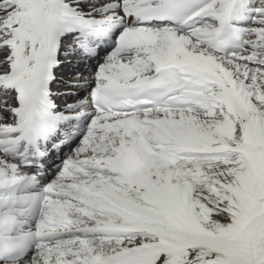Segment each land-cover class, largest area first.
Returning <instances> with one entry per match:
<instances>
[{
	"label": "snow or ice",
	"instance_id": "snow-or-ice-1",
	"mask_svg": "<svg viewBox=\"0 0 264 264\" xmlns=\"http://www.w3.org/2000/svg\"><path fill=\"white\" fill-rule=\"evenodd\" d=\"M0 264H264V0H0Z\"/></svg>",
	"mask_w": 264,
	"mask_h": 264
},
{
	"label": "bare ground",
	"instance_id": "bare-ground-1",
	"mask_svg": "<svg viewBox=\"0 0 264 264\" xmlns=\"http://www.w3.org/2000/svg\"><path fill=\"white\" fill-rule=\"evenodd\" d=\"M89 67H91V68H94L95 66L92 64V62H91V64H90V66Z\"/></svg>",
	"mask_w": 264,
	"mask_h": 264
}]
</instances>
